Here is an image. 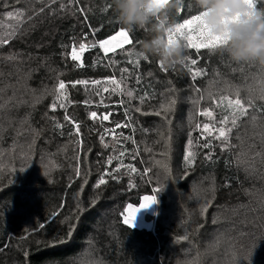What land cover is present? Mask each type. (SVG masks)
<instances>
[{"label": "trees", "instance_id": "16d2710c", "mask_svg": "<svg viewBox=\"0 0 264 264\" xmlns=\"http://www.w3.org/2000/svg\"><path fill=\"white\" fill-rule=\"evenodd\" d=\"M7 3V7L0 3V36L7 35L9 26H18L20 31L0 47L3 83L14 82V77L8 75L14 66L4 58L19 53L23 66L34 69L29 87L36 90V96L27 97L34 107L26 105L12 113L14 122L10 123L7 115L0 121V264H234V254L247 257L249 252L250 264H264V227L259 221L249 227L242 223L245 213L233 214L236 207L248 203L245 189L264 188L258 174H246L235 163L227 166L232 156L221 153L215 141L208 149L202 147L204 140L193 144L197 160L190 169L184 161L190 135L194 141L200 137V131L194 129L195 122H210L196 115L199 108L193 101L198 97L193 89L202 90L205 99L200 101V107L206 108L210 106L208 92L228 95L237 86L242 95H247L249 88L258 92L262 85L257 81L264 79V72L253 64H237L225 55L209 54L203 49L196 58L207 75L195 82L180 64L164 66L167 71H162L156 57L142 60L140 67L135 68L129 59L136 57H130L129 52L140 51V42L150 37L147 28L134 31L133 45L105 54L98 42L121 27L112 9L102 11L110 0H80L78 5H68L63 10L57 0L34 16L33 8L39 12L44 7L38 0ZM64 3L67 5V0ZM257 3L264 10V0ZM80 7L87 12V22L78 11ZM14 8L27 9L26 15L32 19L22 24L18 18L8 20L7 13ZM185 9L183 15L176 13L172 22H177V17L182 22L183 18H190V12H198L188 0ZM92 28L99 31L93 34ZM74 42L77 47L79 42L96 45L83 53V67L71 59ZM194 51L185 49V54ZM123 68L129 72H122ZM109 78L123 80L125 92L133 90L135 98L112 92L113 86L105 83ZM60 79L68 85L70 103L66 110L52 111V90ZM76 80L102 83L73 87ZM104 87L110 91L104 93ZM98 88L100 95L96 94ZM173 88L176 92L171 91ZM145 93L149 98L141 105L140 97ZM11 94L9 89L4 99ZM172 96H178V103L168 116L172 122L168 125L163 115L156 116L153 111ZM137 107L141 111L137 112ZM90 111H96L99 118L93 121ZM215 111L217 119L226 114L225 108ZM105 113H111L108 121H102ZM65 114L80 124L79 136L73 124L64 120ZM126 120L129 126L116 128L115 140L105 133L106 128ZM57 122L62 127H57ZM169 128L172 150L163 155L161 133L167 138ZM34 131L39 137L33 144ZM101 135L109 148L101 144ZM77 140L82 145H77ZM120 151L126 154L119 157ZM209 151L216 153L211 161L205 159ZM109 155L119 157L111 166L106 163ZM77 156L81 161L78 166L86 176L75 175ZM121 161L124 166L115 173L116 179L106 177L108 183L96 189L103 171L118 167ZM129 165L137 171L131 172ZM21 166L27 169L19 172ZM161 184L164 187L156 194L154 213L146 217L151 226L124 225L122 213L127 205L138 206ZM206 199L211 200V205L201 215ZM78 204L81 212L77 211ZM72 225H76L74 238L59 244ZM217 225L227 231H213ZM181 236L188 239L179 240ZM54 242L56 246H50ZM25 251L29 253L27 258ZM238 264L249 262L245 259Z\"/></svg>", "mask_w": 264, "mask_h": 264}, {"label": "snow or ice", "instance_id": "6c2138e0", "mask_svg": "<svg viewBox=\"0 0 264 264\" xmlns=\"http://www.w3.org/2000/svg\"><path fill=\"white\" fill-rule=\"evenodd\" d=\"M38 2L42 3L44 7L39 9L37 12L36 9H32V15H38L40 12L45 11L46 8H49L52 4L57 3V0H38ZM61 9H65L68 5L79 4L80 0H67V5L64 3V0H59ZM247 6L250 9H260V5L257 3V0H244ZM0 3H3L5 7L8 6L7 0H0ZM19 3V0H17ZM111 10L110 4H106L102 9L104 13H107ZM185 8H182L179 13L183 15L185 12ZM27 9H18L14 14L12 11L7 13L8 20H13L18 18V23L22 24L25 20H31L32 16L26 15ZM78 11L81 15L84 16L85 21L88 20V15L84 7L78 8ZM203 13H189L190 18H183L182 22H180V17H177V22L174 25V32L169 35V42H171L175 38H180L185 41V49H193V53H187L183 56V59L179 61V64L183 66L184 69L190 74L193 82L197 80L198 77L206 76L207 72L204 68L199 67V60L196 58L202 55L201 50H207L209 54H213L215 49H217L220 45V38L216 36H211L205 26L201 23V16ZM3 19V17H0ZM91 28V25L89 24ZM0 31H3V27L0 26ZM20 31L19 27L9 26L7 30L6 36H0V47L7 45L10 39L15 38ZM99 29L92 28V33L95 34ZM134 32H128L126 29L120 27L118 31L115 32L114 35H111L107 39L100 40L98 42V46L105 54L110 52H115L116 49H123L125 45H133L134 44ZM92 46H96L95 44L89 45L86 42H79L78 47L74 42L70 56L73 61L78 62V67H83L82 55L84 52L88 50V48ZM135 56L136 58L129 59V63L133 64L135 68H139L141 61H149V57L145 56L140 51L129 52V56ZM9 64L14 66V71L10 72L8 75L10 77H14V82H8L6 84L3 83L4 73L0 71V121H3L5 116L7 115L10 123L14 122L12 113L17 109L23 106H32L34 107V103L30 101L27 97L31 95L32 97L36 96V90L29 87V81L32 78V72L34 69L25 68L24 61L20 58L19 53H12L8 57L4 58ZM160 63V69L162 71H167L164 68V65ZM124 73L129 72L128 68H123L121 70ZM264 72V70H262ZM140 82V78L137 77V83ZM259 84H264V79L257 81ZM91 83L94 86L101 85L102 81L100 80H76L72 82V86L76 85H85L87 86ZM105 83L112 85V92H122L127 95L129 98H135L133 90H127L122 87L123 80H117L115 78H109ZM67 87L68 85L65 83L63 79H60L58 84L53 88L54 100L50 105L52 111H55L57 108L67 109V104L70 103L67 96ZM11 89L12 94L4 99L6 92ZM194 92L196 93L198 99L193 101L194 106L199 108V111L196 115L200 117H206L210 122H195L194 129L200 131V137L195 141L193 138L188 139V147L187 151L184 155V161L187 167L190 169L192 165L197 160V152L193 151V144H199L200 140H204L202 147L203 148H211L212 142H218L217 146L220 149L221 153H229L232 156L227 162V166L231 167L233 163L236 164L237 167H242L246 174L256 173L258 177L264 182V87H261L258 92L254 91L252 88L247 90V95H242V90L239 86L235 87L234 90H230V94H214L212 92L207 93V99L210 102V106L203 108L200 107V101L205 99V95L200 88H194ZM104 93H108L110 89L108 87H104L102 89ZM172 92H176V89H172ZM47 90H45V93ZM97 95L101 94V90L98 88L96 91ZM148 94L145 93L144 96L140 97V104L143 105L148 99ZM35 102H39L36 100ZM88 103V101H85ZM103 103V101H101ZM123 103V101H121ZM178 103V96H172L170 99H167L164 103L159 105L158 110H154L153 114L156 116L163 115L165 121L168 125H171V120L168 119L169 114L173 113L176 109ZM214 105L215 107H212ZM216 108H225L226 114H223L219 119H217V113L215 111ZM137 112L141 111L140 107L135 109ZM27 115H31L28 113ZM127 117V111L125 113ZM111 113H105L102 115V121H108L110 119ZM89 117L95 121L97 120L98 113L96 111H90ZM64 120L73 124L75 129V133L77 136L80 135V124L74 122L68 114L64 115ZM25 122H27V116L25 117ZM57 127H62V125L57 122ZM127 120L124 124L117 123L115 128H123L128 127ZM235 130V135H233ZM106 134H113V139L116 137L114 135L115 129H105ZM39 137V133L33 132V139L31 143H35V139ZM210 139H207V138ZM101 144L104 148H109V144L105 142L104 135H101ZM125 139H128L126 137ZM161 139L163 141V146L165 152L163 155H168L172 150V136L171 129L169 128L167 138L164 137L163 133H161ZM233 140L236 142L234 143ZM135 143V141H133ZM77 145H82V141L77 140ZM151 151V149H149ZM125 151L119 152V157H123L125 155ZM216 153L214 151H209L205 155V159L211 161L215 158ZM119 157L109 155L106 163L108 166L113 164L114 159H119ZM77 166H75V175L77 177L86 176L87 173L82 172V168L78 166L81 161L77 156ZM123 162L116 167H109L103 171V174L100 175L98 182L95 185L96 189H99L102 185H106L108 183L107 178L116 179L115 173L120 171V168L123 167ZM129 170L133 173L137 171L135 167L131 165L128 166ZM27 169L25 166H21L19 168V172H24ZM147 172V169L145 170ZM47 174V173H45ZM187 174V169L185 171V175ZM13 182V181H11ZM87 179H84V184H87ZM164 187V184H161L159 187L153 189L152 195H146L143 197L142 202L138 206H134L132 204H128L122 213L123 224L127 227L131 228L134 226V220L137 212L142 208H147L150 205L156 203V194L161 191ZM83 190V186H82ZM245 194L249 196V200L247 204H241L233 210V214L239 215L240 213H245V217L242 220V223L248 225L249 227L256 224L257 221L260 222V226L264 227V188H252L245 189ZM211 205V200H205L201 207V215L208 212L209 206ZM77 211L81 212L82 208L80 205H77ZM251 216L252 219L249 220L248 217ZM79 216H77V220H79ZM217 220H213V223H216ZM41 228L44 227L43 224L40 225ZM201 228L203 225L200 226ZM76 229V225H72L69 231L66 234V238L60 239L58 241L59 244H67L71 242L74 238V232ZM187 236L179 237V240H187ZM52 247L56 246L54 242ZM29 253L27 251L24 252L25 258H27ZM251 252L248 253L247 257H240L237 255H233L232 259L234 264H238V261L247 259L250 264Z\"/></svg>", "mask_w": 264, "mask_h": 264}, {"label": "clouds", "instance_id": "9594fccd", "mask_svg": "<svg viewBox=\"0 0 264 264\" xmlns=\"http://www.w3.org/2000/svg\"><path fill=\"white\" fill-rule=\"evenodd\" d=\"M201 16L211 36L220 38L215 52L237 64H253L264 70V10L250 9L244 0H188ZM116 22L128 32L147 28L150 37L140 42V52L174 67L185 54L180 38L169 42L174 32L172 18L186 0H110ZM264 87V84H262Z\"/></svg>", "mask_w": 264, "mask_h": 264}, {"label": "rangeland", "instance_id": "374dc122", "mask_svg": "<svg viewBox=\"0 0 264 264\" xmlns=\"http://www.w3.org/2000/svg\"><path fill=\"white\" fill-rule=\"evenodd\" d=\"M16 8H14V10L12 11L14 14L16 13ZM143 200V198H142ZM154 213V208H153V204L150 205L147 208H142L140 209L135 217V222L134 225L135 226H146V227H150L151 226V222L147 221L146 217L148 215H153ZM213 231H227V229L220 227L219 225H217L215 228L212 229ZM234 231V230H233Z\"/></svg>", "mask_w": 264, "mask_h": 264}, {"label": "built area", "instance_id": "2783aa9c", "mask_svg": "<svg viewBox=\"0 0 264 264\" xmlns=\"http://www.w3.org/2000/svg\"><path fill=\"white\" fill-rule=\"evenodd\" d=\"M108 129H115V132H117V129L115 127H111V128H108ZM107 135H113V134H107Z\"/></svg>", "mask_w": 264, "mask_h": 264}]
</instances>
